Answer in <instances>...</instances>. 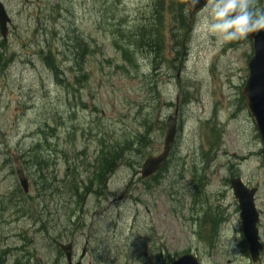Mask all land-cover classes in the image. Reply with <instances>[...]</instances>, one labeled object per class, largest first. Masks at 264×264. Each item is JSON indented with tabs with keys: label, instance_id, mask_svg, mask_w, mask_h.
<instances>
[{
	"label": "rangeland",
	"instance_id": "obj_1",
	"mask_svg": "<svg viewBox=\"0 0 264 264\" xmlns=\"http://www.w3.org/2000/svg\"><path fill=\"white\" fill-rule=\"evenodd\" d=\"M2 2L12 20L7 41L0 34V56L8 62L0 69V252L9 251L4 264L23 256L30 264H67L58 249L70 240L75 262L89 240L83 264H166L187 253L201 264H249L229 182L240 177L258 187L264 241L263 145L242 95L253 55L249 37L217 45L197 32L199 12L188 36L177 42L178 26L165 13L155 55L136 47L135 39L144 23H156V0ZM257 6L264 8V0ZM76 47L80 54L85 50L77 66ZM48 50L67 78L63 84L43 59ZM81 71L77 76L85 78L78 84L75 73ZM176 110L171 161L156 180L141 182V163L163 151L166 121ZM141 135H147L144 150ZM126 140L132 150L100 190L94 178L101 150ZM39 142L46 166L38 172L19 157ZM19 168L32 194L23 203ZM74 193L84 198L78 206ZM214 210L223 212V221L211 245L208 222L200 220ZM43 220L49 235L41 232Z\"/></svg>",
	"mask_w": 264,
	"mask_h": 264
},
{
	"label": "water",
	"instance_id": "obj_2",
	"mask_svg": "<svg viewBox=\"0 0 264 264\" xmlns=\"http://www.w3.org/2000/svg\"><path fill=\"white\" fill-rule=\"evenodd\" d=\"M183 2L191 11V17L195 13L201 11L204 7V0H202V3L195 8L192 7L193 0H183ZM10 22L11 19L0 1V29L4 38L7 36V28ZM249 37L253 40L254 54L249 60V77L242 94L247 99V106L255 119L264 147V30L259 33L250 34ZM176 135L177 119L176 117L171 116L167 121L164 151L161 155L157 157H149L144 162L141 170V178L143 180L151 177L165 166ZM17 175L21 187L24 192L27 193L29 191V183L24 171L19 170ZM231 187L235 198L239 202V209L241 211L240 215L243 222V233L250 244L252 259L256 262L263 249L257 226L259 223V213L255 206V194L257 189H249L239 178L231 181ZM62 249L66 254L68 264H73L72 243L63 245ZM85 252L86 249L83 250V256L85 255ZM77 264L82 263L78 262ZM172 264H199V261L193 255H185Z\"/></svg>",
	"mask_w": 264,
	"mask_h": 264
},
{
	"label": "trees",
	"instance_id": "obj_3",
	"mask_svg": "<svg viewBox=\"0 0 264 264\" xmlns=\"http://www.w3.org/2000/svg\"><path fill=\"white\" fill-rule=\"evenodd\" d=\"M262 0H256V4L258 5ZM153 11V19L151 21H155L156 23L152 26L146 25L145 23L143 26H141L138 30V39L136 36L135 39V45L138 48H143L146 50H149L150 52L154 53L155 55L160 54V49L163 43L162 40V33L159 30V24L160 20L163 19V15L167 13L171 20L178 26V30L180 32L179 36L177 37L176 41H182L185 36H188L190 31V18L189 13L187 12V8L182 0H156L154 4V8H152ZM175 30V29H174ZM177 34V33H173ZM172 34V35H173ZM78 42V41H77ZM4 43V42H2ZM87 47V45H84ZM81 49L75 48V51L73 52V58L75 65H79V60H84L85 58V50H83L82 54ZM43 59L49 69L54 74L56 80L63 84L65 81H67V78L61 77L63 74L62 69L60 68V65L57 63L55 56L52 54L50 50L46 54H44ZM81 60V61H82ZM8 62L4 58V56H0V69L3 70L7 66ZM76 69V67H75ZM73 70V68H72ZM81 72H76L75 77L78 84H80V77L85 78V74L81 76H77V74H81ZM69 85V84H68ZM212 133H216L217 129L215 130L213 127L211 128ZM147 135H141L140 136V146L141 149L144 150V147L146 145V139ZM220 135H217L216 141L211 143V146H217L219 143ZM41 142L37 143L34 147H32L28 153H24L20 155L19 158L23 160L25 164H29L30 167L36 169L38 172L43 171L44 166H46V161L43 159V156L40 155V146ZM133 143L128 142L127 140L123 143H117L113 144L111 149H108L107 151L101 152L100 156L97 158V161L95 162V178H94V184L99 186L100 190L106 187V183L111 176V174L115 171L116 167L123 161V154L125 155L127 150H132L130 146H132ZM141 149L139 150L141 152ZM45 182V181H44ZM201 184L203 183V179L200 180ZM45 184V183H44ZM93 186V182L90 181V188ZM69 189L73 190V187H69ZM41 190H46V185ZM90 189L87 188L86 192H88ZM19 193H22L21 189H18ZM39 192V189H38ZM75 194L76 202L78 201V197ZM194 198H197L195 196ZM47 208H45L46 210ZM49 214V213H45ZM72 214H75L76 217V211L75 209H72ZM50 215V214H49ZM216 219H214L212 216H209L208 224H211V236H213L215 230H216V223L217 220L220 223L221 219L220 217H217V214L214 216ZM72 219V218H71ZM42 233H45L46 235L50 234V228H47L46 226V220H43L42 222ZM5 254V253H4Z\"/></svg>",
	"mask_w": 264,
	"mask_h": 264
},
{
	"label": "clouds",
	"instance_id": "obj_4",
	"mask_svg": "<svg viewBox=\"0 0 264 264\" xmlns=\"http://www.w3.org/2000/svg\"><path fill=\"white\" fill-rule=\"evenodd\" d=\"M201 3L193 0L192 7ZM196 30L205 39L214 37L217 45L245 39L264 30V8L256 0H204Z\"/></svg>",
	"mask_w": 264,
	"mask_h": 264
},
{
	"label": "flooded vegetation",
	"instance_id": "obj_5",
	"mask_svg": "<svg viewBox=\"0 0 264 264\" xmlns=\"http://www.w3.org/2000/svg\"><path fill=\"white\" fill-rule=\"evenodd\" d=\"M20 196H21L22 198H29V197L32 196V194H20ZM29 200H31V199H29ZM33 221H34V223H35V226H34L33 228H34V229H38V228H39V226H38V221H39L38 218L35 217ZM262 242H263V246H264V241L262 240ZM243 245H244L243 254H244V256L248 259L249 264H264V263H263L264 249H263V251L261 252V259H260V262H259V263H251V262H250L251 259H250V250H249V246H248V244L246 243V241H245V243H244Z\"/></svg>",
	"mask_w": 264,
	"mask_h": 264
}]
</instances>
